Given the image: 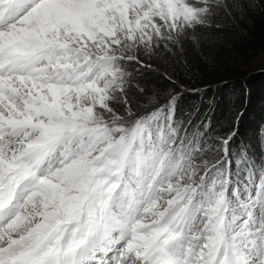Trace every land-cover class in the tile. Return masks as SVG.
I'll return each mask as SVG.
<instances>
[{"label":"snow or ice","instance_id":"6c2138e0","mask_svg":"<svg viewBox=\"0 0 264 264\" xmlns=\"http://www.w3.org/2000/svg\"><path fill=\"white\" fill-rule=\"evenodd\" d=\"M257 8L0 0V264H264V138L239 132L247 87L224 101L221 132L183 108L170 75L164 93L150 82L165 53Z\"/></svg>","mask_w":264,"mask_h":264},{"label":"rangeland","instance_id":"374dc122","mask_svg":"<svg viewBox=\"0 0 264 264\" xmlns=\"http://www.w3.org/2000/svg\"><path fill=\"white\" fill-rule=\"evenodd\" d=\"M199 32L200 29H197ZM243 32L244 28L238 20H227L220 30L213 29L210 33L214 42H202L200 45L185 42L182 47L174 49L172 54L165 53L157 61L158 72L150 77V82L164 93L172 88L168 80L163 78L165 74L170 75L186 93L181 97L183 108L190 110L195 105L213 120L221 132L226 124L224 101L229 100L235 104L241 86H246L247 99L243 107L237 105V110L242 114L239 125L246 123L250 126L246 136L241 135V138L255 144L258 138H264V132L260 131L264 127V86H261L264 84V36L262 39L251 38L252 41L248 42L242 36ZM178 71L188 75L195 86L181 83ZM229 86L230 90H226ZM188 89L200 92L189 95ZM221 91L224 94L215 98L216 103L210 109L211 96ZM201 92L208 93L203 103L200 100Z\"/></svg>","mask_w":264,"mask_h":264},{"label":"trees","instance_id":"16d2710c","mask_svg":"<svg viewBox=\"0 0 264 264\" xmlns=\"http://www.w3.org/2000/svg\"><path fill=\"white\" fill-rule=\"evenodd\" d=\"M237 20L244 28V32L242 36L243 37L245 36L248 39V40L245 39L246 41L251 42L252 41L251 38H261V39L263 38L264 36V8L253 9L250 14H246L245 16ZM177 73H178L177 75L179 76L181 83H188L192 86H195V84L192 82V79L188 75H186L185 73L179 72V71ZM261 83L263 82L261 81ZM169 84L172 86L170 82ZM261 86H264V84H262ZM234 87H236V85H234ZM230 88H231L230 86L228 88L226 87V90H230ZM221 89L223 90L224 88H221ZM222 94H224L223 91H221L219 94L214 93L211 97L217 98V96H220ZM242 124L239 125V132H240V135L246 136L247 134L246 130L247 128H249L250 124H246V123H244L243 125Z\"/></svg>","mask_w":264,"mask_h":264}]
</instances>
